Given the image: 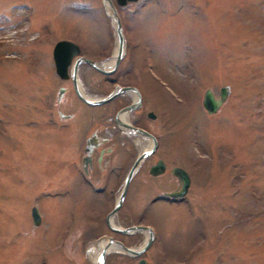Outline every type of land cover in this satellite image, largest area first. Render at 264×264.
I'll list each match as a JSON object with an SVG mask.
<instances>
[{"label":"rangeland","instance_id":"rangeland-1","mask_svg":"<svg viewBox=\"0 0 264 264\" xmlns=\"http://www.w3.org/2000/svg\"><path fill=\"white\" fill-rule=\"evenodd\" d=\"M116 9L130 42H139L123 81L142 87L145 108L161 114L146 124L158 133L155 156L190 174L183 198L149 203L175 180L149 176L150 159L138 170L124 208L147 205L141 220L156 233L148 258L264 264V0H135ZM110 28L101 0H0V264H92L82 234L95 230L106 201L76 183L69 196L58 192L79 136L48 116L54 88L66 84L53 74L50 53L66 36L80 39L83 53L102 54L90 35L103 41ZM128 60L127 52L119 69ZM101 78L107 91L111 82ZM223 84L227 98L206 112L203 89L217 96ZM71 106L83 121L84 104Z\"/></svg>","mask_w":264,"mask_h":264},{"label":"flooded vegetation","instance_id":"flooded-vegetation-1","mask_svg":"<svg viewBox=\"0 0 264 264\" xmlns=\"http://www.w3.org/2000/svg\"><path fill=\"white\" fill-rule=\"evenodd\" d=\"M106 17L111 28L104 30V34L106 32L109 34H106L103 41L101 34L90 35L93 41L103 45L101 46L102 54L91 56L83 53L82 46L84 44L81 45L82 41L80 39H75L74 42L76 41L79 52L76 55L77 58L69 63L66 75L60 78L52 66L53 74L61 81H66V84L61 82L54 88L55 92L51 100L54 111L49 113L48 116H51V114L57 116L60 122L59 125L62 128L69 129L71 134H78L79 136L77 141L72 142L69 147V156L65 158L66 161L63 163L65 183L62 184L60 192L63 197L69 196L73 189L72 184L76 183L78 187L82 186L98 197H102L104 202L106 201L100 208L103 213L100 215V212H98L97 218L91 223L92 229L95 230L89 233L83 231L82 234V242L90 238L89 244L85 246V256L90 258L88 260H91L92 264H136L139 258H145L148 261L160 264H174L162 262L157 258H148V248L151 244L146 247L142 245L146 237V227H150L154 236L156 235L153 226L141 220L147 210L145 208L147 205L141 206L138 210L134 209L135 213L124 208L128 192L138 170L143 168L145 161L149 159L147 166L145 165V168H143L149 176L154 177L166 172L168 176L173 177L175 180V186L162 189L154 194L149 199V203L157 200L173 202L180 199L166 194L167 191L178 186L179 180L172 173L173 165L178 164L168 166L164 157L155 156L159 144L158 133L157 130L146 125L149 122L150 126H155V123H159L161 114L151 106L145 108V92L142 87L135 82H129L130 80L128 82L123 81V76L125 74L129 75V69L134 65L135 56L133 53L139 42H130L127 34L128 29H126L124 21L122 22L120 18L123 41L122 54L116 67L111 72H103L84 59L79 58L80 56L89 58L104 69L112 64L114 52L118 48V37L111 19L107 15ZM127 52L129 53L127 66L119 69L120 60L125 55L127 57ZM110 60L111 62L106 63L107 65L104 63ZM99 74L102 76V81L111 82V87L107 91H100L99 89V82L96 81ZM116 85H124L126 88L104 102L89 103L82 99V97L88 99L102 97ZM77 90H80V93ZM76 100L79 104H84V109L88 111L83 121L78 120V109L71 110V102L73 104V101ZM148 112H152L153 115H149ZM32 121V123H36L37 119L32 118ZM143 151L145 153L131 174L117 210L108 217V212L113 208L119 197L127 171L132 166L136 156ZM158 158L163 162V169L158 174H152L149 172L150 166ZM186 171L190 176L187 169ZM108 206L109 208H107ZM69 223L72 222L69 221ZM76 228L81 230L85 227L80 226V223L77 222ZM98 229L102 230L98 233ZM86 234L89 235L84 236ZM78 240L81 243L79 238ZM121 245L134 248V251L129 252ZM132 260L135 261L132 262Z\"/></svg>","mask_w":264,"mask_h":264},{"label":"water","instance_id":"water-1","mask_svg":"<svg viewBox=\"0 0 264 264\" xmlns=\"http://www.w3.org/2000/svg\"><path fill=\"white\" fill-rule=\"evenodd\" d=\"M103 3H105V1H110V0H102ZM118 2L122 3L124 2L125 0H117ZM110 5V9L112 8V10H110V13L106 10V12L112 16V18H114V7L112 6V4H109ZM116 27V26H115ZM116 30L118 32V37H119V47H118V50L115 54V57H114V64L113 66L116 65L120 55H121V33H120V27H116ZM68 45V46H67ZM69 45H70V48H69ZM76 45H74L75 47ZM70 43L69 41H61L59 43H57V45L55 46L54 50H53V58H54V61H55V66H56V70L60 73V75H64V72H65V68H66V65L67 63L69 62L70 60V57L77 51L76 47L74 48ZM88 60V59H86ZM89 62H91V60H88ZM93 63V62H91ZM126 88L125 86H119L116 88V90H112L110 93L113 94L115 92H118V91H121L122 89ZM219 95L218 97H214L212 91L210 90V88H206L203 92V97H202V105L206 108V110L208 112H214L218 106L225 100L228 92H229V86L227 84H224V85H221L219 87ZM110 96H107L106 98H108ZM106 98H101V99H97V100H94L93 102H99V101H103L104 99ZM148 134V133H147ZM142 154H138L135 161L133 162L130 170L128 171L125 179H124V182H123V186H122V189H121V192L119 194V197L116 201V203L114 204L112 210L108 213H112L115 209H117L120 201H121V198H122V195L126 189V186H127V183H128V179L130 177V174L134 168V166L136 165V163L138 162L139 158L141 157ZM159 166V165H157ZM161 170V166L159 167H156L155 170H152V173H155V172H158ZM172 171L178 176L180 182H181V185H180V188L176 191H170V192H167V194L171 195V196H180L184 193V191L186 190V187L188 185V175L187 173L185 172V170L179 166H174L172 168ZM31 216H32V221L34 224H38L39 221H40V217H39V214L36 210V207L32 206L31 208ZM108 216V215H107ZM148 230H149V236L146 240V242L144 243V245H147L150 240H151V237H152V232H151V229L148 227ZM124 247V246H122ZM125 248V247H124ZM127 250H130L128 248H126ZM137 264H159L158 262H145L143 259H140L138 260Z\"/></svg>","mask_w":264,"mask_h":264},{"label":"bare ground","instance_id":"bare-ground-1","mask_svg":"<svg viewBox=\"0 0 264 264\" xmlns=\"http://www.w3.org/2000/svg\"><path fill=\"white\" fill-rule=\"evenodd\" d=\"M126 2H128V0L126 1ZM125 2V3H126ZM118 4H120V5H123V4H125V3H123V4H121L120 2H117ZM109 4H111L110 3V1L108 2V1H105V8H106V10L110 13V10H112V8L110 9V5ZM114 10V13H113V15H114V18H113V25L114 26H116V27H120V30H121V22H120V17H119V15H118V12H117V9L116 8H114L113 9ZM222 45H223V43H222ZM225 46V45H224ZM223 46V47H224ZM111 62V60L110 61H105L104 63L106 64V63H110ZM103 63V64H104ZM107 65V64H106ZM260 213V212H259ZM257 214V213H256ZM255 214V215H256ZM261 217H262V215H260ZM264 216V215H263ZM254 217V216H253ZM252 221H254L253 219H252ZM261 235V234H260ZM255 241V240H254ZM257 241V240H256ZM259 241V240H258ZM261 241V240H260ZM263 242H264V239H263ZM253 243V242H252ZM257 243H259V242H257ZM250 244V243H249ZM256 244V243H255ZM264 244V243H263ZM260 263V262H259Z\"/></svg>","mask_w":264,"mask_h":264}]
</instances>
